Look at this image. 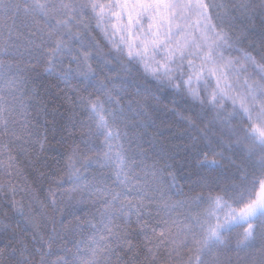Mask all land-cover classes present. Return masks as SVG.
Instances as JSON below:
<instances>
[{
	"label": "snow or ice",
	"instance_id": "snow-or-ice-1",
	"mask_svg": "<svg viewBox=\"0 0 264 264\" xmlns=\"http://www.w3.org/2000/svg\"><path fill=\"white\" fill-rule=\"evenodd\" d=\"M37 68L71 85L73 138L26 210L15 153L47 167L21 90ZM153 86L187 105V192L164 180L174 155L145 162ZM0 193V264H264V0H0Z\"/></svg>",
	"mask_w": 264,
	"mask_h": 264
},
{
	"label": "trees",
	"instance_id": "trees-1",
	"mask_svg": "<svg viewBox=\"0 0 264 264\" xmlns=\"http://www.w3.org/2000/svg\"><path fill=\"white\" fill-rule=\"evenodd\" d=\"M95 25H93V28ZM91 39L93 44H99L104 52L109 51L107 41L104 39L103 34L96 30L91 33ZM75 83V81H73ZM154 85V82H153ZM21 90L27 95L25 96V102L30 104L29 111L31 116L39 120L41 125L40 131L44 132L48 137V143L46 151L42 154V160H47V167L43 168L45 172L44 177H38V174L34 170V167L29 163V154L23 151L17 150L16 164L20 170V174L15 177V183H17L25 191H17L16 199H23L25 209L32 196L44 200L47 197V190L50 182L53 178V173L57 176L63 175L60 171L64 168L65 164V148L67 143H70L72 136L69 135L71 131V124L69 123V111L70 104L68 97L74 95L71 90V85H66L64 82L56 79L55 76H49L44 73L42 68H37L31 73L29 81L21 85ZM153 92L159 96V101L153 100L152 104L155 107L152 119L148 122V126L142 130V137L140 142L143 144V150L146 153L145 162L151 165L154 161L161 158L163 153L161 149L164 148L168 155H174L175 160H167V163L172 167L164 173V180L167 184H171V176H175V188L171 189V192H175L179 188H183L185 192L188 191L189 181L194 180L195 177L189 175L191 169L188 166H182L181 161L185 155L183 148L187 140V136L181 137L179 134L185 131L183 122L173 113V99H176L177 103H180V108L176 111L186 110L187 105L181 103L180 98L176 97L171 89H157L153 86ZM40 113L37 116V113ZM195 134V133H191ZM75 138L79 141V130L75 133ZM35 150H39V146H34ZM31 151V149H30ZM107 172L108 170H103ZM91 175V172L89 173ZM96 174H101L99 168L96 169ZM111 183V180H109ZM31 187L33 191L29 193L27 189ZM70 187L66 184L65 188ZM200 189L197 188L198 192ZM2 193H0V209L7 210L8 203L4 201ZM35 205V201H33ZM94 211L90 204L80 206V211L77 213L80 216H84L87 212ZM151 209H146V212ZM13 225L15 226L17 221H20V217L15 214H10ZM151 215L155 216V211H151ZM3 217L0 215V220ZM136 217H132V227L138 229V225L135 223ZM20 227L23 228V222L20 221ZM49 228L51 225L49 224ZM242 231V229H237ZM10 234L0 232V248H3L8 244ZM29 241L31 237L28 238ZM72 237H69L71 241ZM79 239V236L76 237Z\"/></svg>",
	"mask_w": 264,
	"mask_h": 264
}]
</instances>
